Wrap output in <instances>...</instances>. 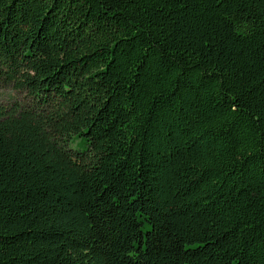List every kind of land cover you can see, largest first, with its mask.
<instances>
[{"label":"trees","instance_id":"1","mask_svg":"<svg viewBox=\"0 0 264 264\" xmlns=\"http://www.w3.org/2000/svg\"><path fill=\"white\" fill-rule=\"evenodd\" d=\"M0 264H264V0H0Z\"/></svg>","mask_w":264,"mask_h":264},{"label":"rangeland","instance_id":"2","mask_svg":"<svg viewBox=\"0 0 264 264\" xmlns=\"http://www.w3.org/2000/svg\"><path fill=\"white\" fill-rule=\"evenodd\" d=\"M32 104L25 92L18 90L13 85L0 83V108L28 107Z\"/></svg>","mask_w":264,"mask_h":264}]
</instances>
